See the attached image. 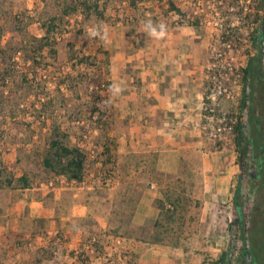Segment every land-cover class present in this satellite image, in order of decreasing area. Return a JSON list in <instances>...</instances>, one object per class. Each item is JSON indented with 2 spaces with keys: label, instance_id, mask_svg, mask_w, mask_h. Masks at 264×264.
Wrapping results in <instances>:
<instances>
[{
  "label": "rangeland",
  "instance_id": "1",
  "mask_svg": "<svg viewBox=\"0 0 264 264\" xmlns=\"http://www.w3.org/2000/svg\"><path fill=\"white\" fill-rule=\"evenodd\" d=\"M71 1L0 0V264H151L156 253L168 254L160 244L186 245L192 251L201 243L206 244L200 250L207 262L225 250L232 264H240L236 254L242 240L236 222L229 224L236 216L232 202L222 203L225 212L216 214L209 207L204 213L193 195L203 189L210 193L203 182L208 183L206 163L214 161L213 153L202 155L201 144L191 152L186 146L179 168L165 171L160 150L172 135L155 141L143 135L149 122L139 120L137 110L146 111L144 101L152 89L146 84L174 64L164 56L171 50L186 52L187 61L199 65L198 101L212 107L201 109L199 139L207 150L235 163L232 124L242 93L240 68L251 50L243 19L232 8L231 18L224 19L221 0H174L185 19L197 15L196 26L181 23L166 9V0L138 1L134 8L127 0H97V10L78 6L62 13ZM247 2L239 0L236 6L246 7ZM148 19L167 25L164 38L147 34ZM50 23L47 39L37 38L43 24ZM101 23L106 37L89 36ZM223 25L231 26L225 41L219 39ZM102 50L107 51V69ZM83 55L86 61H78ZM261 62L264 76V40ZM100 69L104 73L99 80ZM113 85L121 88L119 94L111 91ZM209 93L213 98H206ZM240 114L247 136L245 109ZM259 116L264 129V112ZM229 119L230 129L224 124ZM53 128L66 133L65 143L84 150L80 180L42 163ZM103 142L109 146L107 157L101 152ZM244 161L251 165L249 158ZM245 173L239 194L247 221L251 191ZM20 174L29 185L20 184ZM146 196L153 204L154 198L166 204L177 196L169 226L154 224L156 216H133L138 200ZM248 242L250 254L264 256V233L251 230Z\"/></svg>",
  "mask_w": 264,
  "mask_h": 264
},
{
  "label": "crops",
  "instance_id": "2",
  "mask_svg": "<svg viewBox=\"0 0 264 264\" xmlns=\"http://www.w3.org/2000/svg\"><path fill=\"white\" fill-rule=\"evenodd\" d=\"M164 57L174 61V64L168 65L166 70L160 72V79L155 78L154 82L146 84V87L152 88L148 91L151 96L144 101L147 104L144 107L146 111L137 110L139 120L149 122L148 125L145 124L146 126L144 125L145 127L142 128L143 135L154 141L160 137H164V140H167L170 134L172 135L168 146L160 150L166 157L161 166L165 171L174 172L179 168L180 155L182 156L186 150H189L188 148L186 149V146L190 147L187 152H191L193 147L201 144L202 150L200 153L202 152V155L210 156L209 153H213L214 161L206 163V168L210 169L208 183L205 180L203 182V186L208 185L210 187V193L205 192V189H203L204 191L193 195L196 201L198 200L202 204V208L205 210L204 213L209 207H212L213 213H220L224 211L222 204L224 201L232 202L234 207L233 195L238 181V165L236 161L230 164L232 159L226 158L227 155L207 150L203 144L204 142L199 139L201 120L203 119L201 102L198 101L199 89L201 90L197 76L199 65L188 62L187 53L179 50L178 52L171 50ZM156 73L152 74L153 77L156 76ZM139 75V84L141 86L143 84L142 74L139 73ZM130 107H132L131 104ZM129 111L131 112L132 109H129ZM159 129L162 130V134H159ZM197 137L199 140H197ZM175 156L177 157L176 159L174 158ZM156 196L161 197L159 194ZM152 199V197L148 196L140 197L135 206L133 216L141 220L144 217L156 216L158 208L152 203ZM195 199L193 200L195 201ZM234 210L236 213L235 208ZM201 241L206 242V239L204 240L203 238ZM160 246L168 254L153 253V257L154 254L156 257L151 259V264H209L210 260L216 257L212 256L207 262L202 255L203 251L200 250L206 248L204 243L194 245L192 251L187 249L186 245L177 247L160 244Z\"/></svg>",
  "mask_w": 264,
  "mask_h": 264
},
{
  "label": "trees",
  "instance_id": "3",
  "mask_svg": "<svg viewBox=\"0 0 264 264\" xmlns=\"http://www.w3.org/2000/svg\"><path fill=\"white\" fill-rule=\"evenodd\" d=\"M138 1H142L144 3L145 0H127V3L132 8L137 7ZM223 1L224 7L220 10V13L223 15L224 19H230V10L232 8L233 13L237 14L239 18L243 19L245 26L247 28L249 34L250 41V51H246L247 57L245 60V64L241 66V89L242 93L238 100V113L235 114V121L232 124L233 130V142L235 144V149L237 151L236 158L237 164L239 168V174L237 175L238 181L233 195V204L236 209V216L231 220L229 224L236 222L238 228L239 238L242 240V244L239 246L236 257H239V252L244 250L245 253L249 252V242L248 234H250L251 229L245 226V214L241 210V199H240V178L242 174L249 167L248 163L244 161L242 158L246 156V152L249 149V143L252 140L249 136L254 135V124L255 121H261L260 114L264 112V84H263V69H262V42L264 40V0H247L246 7H237L239 0H221ZM242 1V0H241ZM245 1V0H243ZM166 9L172 10L176 15L180 17V22H186L187 25L196 26L198 24V17L192 16V18H184L185 12L182 10L174 0H166ZM232 5H235L233 8ZM81 7L86 11L97 10V0H72L71 3L64 4L62 7V13H68L69 11H73L76 8ZM100 12V10H98ZM184 18V19H183ZM227 20V22H228ZM54 24H43L44 32L41 34L39 39H47L48 34L53 27ZM231 26L223 25L219 32L220 40H228L231 35L229 30ZM34 38H36L34 36ZM17 47V46H16ZM40 46L39 48H41ZM100 44H97L96 49H100ZM104 53V64L106 66L104 69H107V51L102 50ZM33 55H30V58ZM34 57V56H33ZM87 56H79L77 57L78 61H86ZM107 71V70H105ZM103 71H99L98 79H102ZM3 81V76H0ZM104 79V78H103ZM98 80V81H99ZM104 83L109 85V80L104 79ZM245 109L246 111V125L248 135H244L243 130V120L240 111ZM101 113V111H100ZM258 113V114H257ZM66 135L65 132L57 131L53 128L52 135L47 140V148L42 157V163L45 167H47L50 171H53L58 174L64 175V177L68 179L80 180L83 173L84 168V160H85V152L82 148L77 145H69L63 141V137ZM101 152L107 155L109 152V146L106 142L102 143ZM240 154H242L240 156ZM248 156V155H247ZM107 157V156H106ZM249 157V156H248ZM250 158V157H249ZM103 162V161H102ZM20 184L25 186L29 185V181L25 174H20L17 176ZM7 183L10 182V179H6ZM175 200H177V196L174 197L172 203H168L169 206H166L162 200V198H154V205L158 208V212L156 217L153 219L154 224H166L169 226L171 221L175 218V212L177 205L175 204ZM39 219V218H36ZM167 226V227H168ZM249 232V233H248ZM161 240V239H158ZM170 243L175 245L173 240H170ZM250 253V252H249ZM253 264L256 263L257 257L254 254H251ZM240 262V261H239ZM235 263V262H234ZM209 264H232L229 257L226 255L225 250H220L214 259H211ZM236 264V263H235ZM246 262L243 261V263Z\"/></svg>",
  "mask_w": 264,
  "mask_h": 264
},
{
  "label": "flooded vegetation",
  "instance_id": "4",
  "mask_svg": "<svg viewBox=\"0 0 264 264\" xmlns=\"http://www.w3.org/2000/svg\"><path fill=\"white\" fill-rule=\"evenodd\" d=\"M249 137L252 140L249 143L246 156L242 157L240 154L243 159L250 157L249 160L251 161V165L246 169L245 177H243L247 188L251 191L245 226L251 230L255 229L261 234V232L264 233V129H260L259 121H255L254 135ZM241 197L240 195V199ZM241 210L244 212L242 199ZM246 256L249 257L247 260ZM238 259L240 263L247 261L249 264H253L251 254L245 253L244 250L239 252ZM257 259L260 260L254 264H264V256L257 257Z\"/></svg>",
  "mask_w": 264,
  "mask_h": 264
},
{
  "label": "clouds",
  "instance_id": "5",
  "mask_svg": "<svg viewBox=\"0 0 264 264\" xmlns=\"http://www.w3.org/2000/svg\"><path fill=\"white\" fill-rule=\"evenodd\" d=\"M145 31L148 35L156 38V39H162L167 34V25L163 22H153L151 19L146 20L145 22ZM89 36L96 37L101 36L102 38H105L107 35V29L106 26L101 24H98L94 26L92 29H90ZM111 91L114 94H119L121 91V88L118 85H113L111 88Z\"/></svg>",
  "mask_w": 264,
  "mask_h": 264
},
{
  "label": "built area",
  "instance_id": "6",
  "mask_svg": "<svg viewBox=\"0 0 264 264\" xmlns=\"http://www.w3.org/2000/svg\"><path fill=\"white\" fill-rule=\"evenodd\" d=\"M207 97H211V98H213V94L212 93H209V94H207L206 95V98ZM201 108H202V110H212V107H208L205 103H203V101H202V106H201ZM211 116V115H210ZM220 119H225V117L222 115V116H220ZM231 121H233V120H224V124H225V126L228 128V129H230L231 128ZM216 128H218V127H216ZM150 186H152V184L150 183ZM166 206H169V204L168 203H166L165 204Z\"/></svg>",
  "mask_w": 264,
  "mask_h": 264
}]
</instances>
